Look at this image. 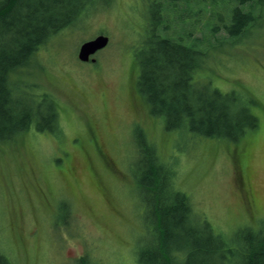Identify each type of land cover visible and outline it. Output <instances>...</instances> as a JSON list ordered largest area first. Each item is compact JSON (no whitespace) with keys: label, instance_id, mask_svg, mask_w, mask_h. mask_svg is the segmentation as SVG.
Returning a JSON list of instances; mask_svg holds the SVG:
<instances>
[{"label":"rangeland","instance_id":"1","mask_svg":"<svg viewBox=\"0 0 264 264\" xmlns=\"http://www.w3.org/2000/svg\"><path fill=\"white\" fill-rule=\"evenodd\" d=\"M158 2L86 6L82 21L51 36L11 73V88L43 101L41 108L49 104L44 94L54 100L60 128L31 127L0 144V251L8 248L19 264H74L87 251L91 264H136L137 242L147 233L130 171L145 167L137 127L163 161L176 162L177 184L213 229L234 235L264 215V17L233 44L224 41L207 52L199 70L211 87L253 102L257 128L231 143L166 129L164 115L150 114L153 103L138 92L140 33L146 9L154 14ZM196 7L192 0L178 3L177 10L161 12L162 19L180 33L192 27L182 8ZM216 11L211 22L230 21L226 7ZM97 34L109 43L95 62L80 61L79 45ZM41 117L35 126H42ZM62 198L74 216L57 229L54 214Z\"/></svg>","mask_w":264,"mask_h":264},{"label":"trees","instance_id":"2","mask_svg":"<svg viewBox=\"0 0 264 264\" xmlns=\"http://www.w3.org/2000/svg\"><path fill=\"white\" fill-rule=\"evenodd\" d=\"M100 1L113 0H0V144L31 127L60 133L54 100L44 94L49 104L41 108L43 101H36L24 89L16 92L11 88L10 75L27 65L51 36L83 19L86 6ZM158 1L154 14L146 9L136 81L138 92L153 103L150 114H163L168 130L238 142L258 126L251 111L253 102L233 90L223 93L211 87L206 78L199 79V70L207 52L224 41L233 44L263 20L264 0H192L197 3L195 10L191 6L181 10V17L189 19L192 27L180 33L163 21L161 12L177 10L178 3L191 0ZM225 7L230 11V21L211 22L216 10L224 11ZM206 11L208 16L197 26ZM205 41H209V48L203 47ZM41 115L42 126H35ZM136 130L145 167H130V171L140 200V225L147 231L137 242L136 264H264V215L253 221V227L234 235L213 229L177 184L176 162L163 161L145 132L138 127ZM73 216L69 199L62 198L54 214L57 229ZM8 250L1 248L0 264H19ZM91 256L84 252L73 263L91 264Z\"/></svg>","mask_w":264,"mask_h":264},{"label":"water","instance_id":"3","mask_svg":"<svg viewBox=\"0 0 264 264\" xmlns=\"http://www.w3.org/2000/svg\"><path fill=\"white\" fill-rule=\"evenodd\" d=\"M109 43V37L104 34H97L91 39L83 41L78 48L77 58L82 62H94V55L105 48Z\"/></svg>","mask_w":264,"mask_h":264},{"label":"flooded vegetation","instance_id":"4","mask_svg":"<svg viewBox=\"0 0 264 264\" xmlns=\"http://www.w3.org/2000/svg\"><path fill=\"white\" fill-rule=\"evenodd\" d=\"M95 61H96V58H95ZM95 61H94V62H95ZM236 173L238 174V175L236 174L238 177H242L241 175H239V172H236Z\"/></svg>","mask_w":264,"mask_h":264}]
</instances>
